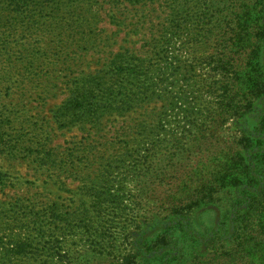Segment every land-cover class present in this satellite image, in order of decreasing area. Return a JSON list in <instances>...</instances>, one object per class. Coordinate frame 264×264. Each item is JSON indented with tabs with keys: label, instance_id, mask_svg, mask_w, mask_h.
Wrapping results in <instances>:
<instances>
[{
	"label": "rangeland",
	"instance_id": "1",
	"mask_svg": "<svg viewBox=\"0 0 264 264\" xmlns=\"http://www.w3.org/2000/svg\"><path fill=\"white\" fill-rule=\"evenodd\" d=\"M136 1L51 3L41 17L45 30L60 34V27H51V22H58L52 17L60 12L70 24L73 46L63 51L60 38L52 37L53 44L43 49L36 41L42 61L11 70L15 77L0 93V137L6 139L0 146V237L5 242L0 264H35L42 257L80 254L94 260V251L104 257L113 251L121 263L134 235L155 216L166 215L175 183L156 180L147 167L152 166V154L165 155L172 139L187 133L177 122L184 117L173 113L174 96L190 92L195 78L206 70L191 64L183 45L185 34L171 33L176 25H191L204 0ZM2 7L6 25L12 14ZM171 37H176V45L164 47L162 42ZM11 44L19 50L22 41ZM166 53L181 65L167 64L161 58ZM114 65L121 67L129 89L118 95L111 112L101 111L100 126L93 128L89 118L59 128L60 108L73 96V83L105 75ZM27 70L37 75L26 80L30 84L24 89L19 73L27 75ZM232 134L228 129L222 136L229 139ZM40 142L46 148L41 154ZM96 194L101 211L93 204ZM219 219V210L208 208L194 225L206 231ZM44 230L48 237L42 239ZM22 242L29 244L24 251L16 246Z\"/></svg>",
	"mask_w": 264,
	"mask_h": 264
},
{
	"label": "trees",
	"instance_id": "2",
	"mask_svg": "<svg viewBox=\"0 0 264 264\" xmlns=\"http://www.w3.org/2000/svg\"><path fill=\"white\" fill-rule=\"evenodd\" d=\"M56 1L0 0V12L6 6L12 14L5 25L0 13V29L3 26L8 31H0V93L15 77L11 70L42 61L35 51L36 41L43 49L53 44L52 37L60 38L63 51L73 46L70 24L60 18V12L52 17L58 22H51V27L62 29L59 35L46 31V22L41 21ZM192 21L183 29L176 25L171 34H185L183 45L191 64L206 72L195 78L190 92L174 96L173 113L184 117L177 122L187 133L172 139L165 155L152 154V168L147 167L156 180L175 183L165 204L166 215L155 216L140 235H134L129 255L121 263L113 251L107 257L102 253L103 259L94 251V260L80 254L67 259L42 257L35 264H264V0H204ZM11 39L18 44L22 41L19 50ZM175 40L171 37L162 45L172 47ZM161 58L169 65H181L174 63L181 60L168 53ZM27 71V75L19 73L24 89L30 84L26 80L37 75ZM121 75V67L114 65L105 75L91 76L73 83L74 87L69 84L73 96L60 108L59 128L89 118L93 128L100 126L101 111L111 112L118 95L129 89ZM228 129L233 134L225 139L222 133ZM5 141L1 136L0 146ZM39 144L41 154L46 148ZM41 160L49 165L44 156ZM95 196L93 204L101 211V197ZM208 208L219 210L220 219L203 231L194 223ZM39 236L45 239L48 230ZM2 245L5 242L0 237ZM16 246L24 251L29 244Z\"/></svg>",
	"mask_w": 264,
	"mask_h": 264
}]
</instances>
